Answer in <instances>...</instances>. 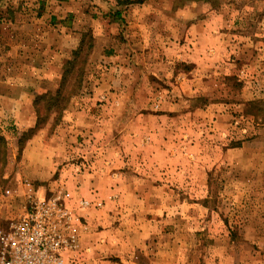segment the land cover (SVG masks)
Instances as JSON below:
<instances>
[{
    "label": "rangeland",
    "instance_id": "obj_1",
    "mask_svg": "<svg viewBox=\"0 0 264 264\" xmlns=\"http://www.w3.org/2000/svg\"><path fill=\"white\" fill-rule=\"evenodd\" d=\"M38 197L76 264H264V0H0V236Z\"/></svg>",
    "mask_w": 264,
    "mask_h": 264
},
{
    "label": "built area",
    "instance_id": "obj_2",
    "mask_svg": "<svg viewBox=\"0 0 264 264\" xmlns=\"http://www.w3.org/2000/svg\"><path fill=\"white\" fill-rule=\"evenodd\" d=\"M60 198L28 202L23 214L0 236V264L77 263V217Z\"/></svg>",
    "mask_w": 264,
    "mask_h": 264
},
{
    "label": "trees",
    "instance_id": "obj_3",
    "mask_svg": "<svg viewBox=\"0 0 264 264\" xmlns=\"http://www.w3.org/2000/svg\"><path fill=\"white\" fill-rule=\"evenodd\" d=\"M78 51L75 52L77 54ZM71 63V62H70ZM65 84L62 83L58 87V89L55 92H46L42 93L37 96V100L35 101L36 106L39 105V101H44V109L48 112H52L53 110H56L58 112L62 111L66 107V101L67 97L73 92L70 90H67L64 86ZM45 97H48L46 100H44ZM41 105V104H40ZM46 119V115L43 117L38 116V124L39 122H43Z\"/></svg>",
    "mask_w": 264,
    "mask_h": 264
}]
</instances>
